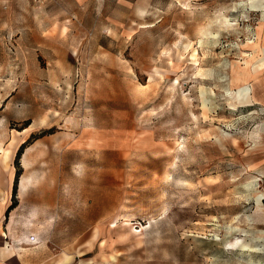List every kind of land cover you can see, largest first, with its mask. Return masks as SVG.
I'll list each match as a JSON object with an SVG mask.
<instances>
[{
  "label": "rangeland",
  "instance_id": "rangeland-1",
  "mask_svg": "<svg viewBox=\"0 0 264 264\" xmlns=\"http://www.w3.org/2000/svg\"><path fill=\"white\" fill-rule=\"evenodd\" d=\"M0 264H264V3L0 0Z\"/></svg>",
  "mask_w": 264,
  "mask_h": 264
},
{
  "label": "bare ground",
  "instance_id": "bare-ground-1",
  "mask_svg": "<svg viewBox=\"0 0 264 264\" xmlns=\"http://www.w3.org/2000/svg\"><path fill=\"white\" fill-rule=\"evenodd\" d=\"M260 3H264V0H259ZM256 34H257V38H256V41L252 40L253 41V44H254V49H257L259 50L261 48V39H262V28H259V30L256 31ZM195 56V52L193 54V57ZM254 76H258V74H256V72H252ZM257 86H258V83H257ZM258 87H256L257 89ZM258 90H260L258 88ZM253 91V88L249 85V84H244V85H240L238 87V89L236 90V94H238V96L242 97V99H245L244 101H248V96L249 94ZM201 93H204V90L202 89V92ZM227 93L229 95H231L233 92V90L231 89H228L227 90ZM205 101L206 100H203L204 104H205ZM251 104V102H250ZM262 195H259L258 199L261 198ZM111 259L112 260H116L117 259V256L116 255H111Z\"/></svg>",
  "mask_w": 264,
  "mask_h": 264
},
{
  "label": "trees",
  "instance_id": "trees-1",
  "mask_svg": "<svg viewBox=\"0 0 264 264\" xmlns=\"http://www.w3.org/2000/svg\"><path fill=\"white\" fill-rule=\"evenodd\" d=\"M23 149H24V145H22V146L20 147V149H19V151H18V153H17V159H18V157L21 155V153L23 152ZM17 185H18V184H17V180H16L15 185H14V189H13L14 193L17 191ZM16 205H17V204H16V201L13 202V203L9 206L8 211H10L11 209H13Z\"/></svg>",
  "mask_w": 264,
  "mask_h": 264
}]
</instances>
